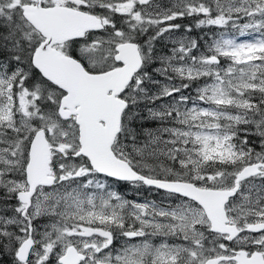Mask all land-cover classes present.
<instances>
[{
    "label": "snow or ice",
    "instance_id": "1",
    "mask_svg": "<svg viewBox=\"0 0 264 264\" xmlns=\"http://www.w3.org/2000/svg\"><path fill=\"white\" fill-rule=\"evenodd\" d=\"M0 264H264V0H0Z\"/></svg>",
    "mask_w": 264,
    "mask_h": 264
},
{
    "label": "rangeland",
    "instance_id": "2",
    "mask_svg": "<svg viewBox=\"0 0 264 264\" xmlns=\"http://www.w3.org/2000/svg\"><path fill=\"white\" fill-rule=\"evenodd\" d=\"M190 22V23H189ZM177 23H180L182 25H189L192 24L193 26V30L191 33H188L187 35H190L194 38H200L201 36H203L206 32H209V28L205 27L203 29L200 28H196L195 27V21L192 20L191 18H186L184 20H178ZM211 31H219L218 29H211ZM183 34V29L181 30V33H178L177 35ZM201 44H203V41H201ZM128 195L129 199H140V197H135V195L133 193L127 192L126 193ZM144 195H147V191H145ZM158 198V197H157Z\"/></svg>",
    "mask_w": 264,
    "mask_h": 264
},
{
    "label": "trees",
    "instance_id": "3",
    "mask_svg": "<svg viewBox=\"0 0 264 264\" xmlns=\"http://www.w3.org/2000/svg\"><path fill=\"white\" fill-rule=\"evenodd\" d=\"M190 23V22H189ZM192 25V24H191Z\"/></svg>",
    "mask_w": 264,
    "mask_h": 264
}]
</instances>
